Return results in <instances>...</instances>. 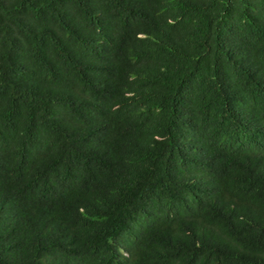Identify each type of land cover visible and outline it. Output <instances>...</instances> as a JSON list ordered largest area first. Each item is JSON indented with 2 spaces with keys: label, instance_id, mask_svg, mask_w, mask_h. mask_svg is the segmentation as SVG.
Wrapping results in <instances>:
<instances>
[{
  "label": "trees",
  "instance_id": "obj_1",
  "mask_svg": "<svg viewBox=\"0 0 264 264\" xmlns=\"http://www.w3.org/2000/svg\"><path fill=\"white\" fill-rule=\"evenodd\" d=\"M0 264H264V0H0Z\"/></svg>",
  "mask_w": 264,
  "mask_h": 264
}]
</instances>
